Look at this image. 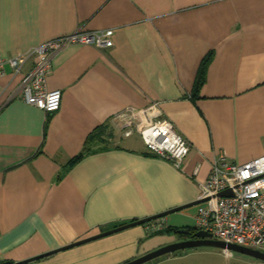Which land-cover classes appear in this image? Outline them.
I'll return each instance as SVG.
<instances>
[{"label": "crops", "instance_id": "crops-1", "mask_svg": "<svg viewBox=\"0 0 264 264\" xmlns=\"http://www.w3.org/2000/svg\"><path fill=\"white\" fill-rule=\"evenodd\" d=\"M109 28L112 47L71 45L53 57L47 86L63 92L55 113L23 99L33 58L17 74L6 64L0 264H124L183 240L182 229L197 227L199 204L64 248L197 201L220 154L237 163L264 154V0H0L4 58L79 29ZM153 103L192 143L181 168L122 134L116 115ZM101 129L97 150L65 172ZM171 226L179 233H158ZM246 256L195 247L147 264H264Z\"/></svg>", "mask_w": 264, "mask_h": 264}, {"label": "built area", "instance_id": "built-area-1", "mask_svg": "<svg viewBox=\"0 0 264 264\" xmlns=\"http://www.w3.org/2000/svg\"><path fill=\"white\" fill-rule=\"evenodd\" d=\"M113 35L111 28L79 29L45 41L29 53L10 58L0 55V77L5 75L6 64L17 74L33 58V66L23 84V99L45 112L55 113L63 100L62 90L47 86L55 54L71 45L110 48L114 45ZM116 119L124 137L137 134L148 152L171 161L177 168L182 167L192 143L163 116L158 103L143 109L129 108L116 115ZM199 189V199L205 201L198 207V229L210 232L215 239L264 251V154L245 163L218 155ZM229 189L231 194H221Z\"/></svg>", "mask_w": 264, "mask_h": 264}, {"label": "water", "instance_id": "water-1", "mask_svg": "<svg viewBox=\"0 0 264 264\" xmlns=\"http://www.w3.org/2000/svg\"><path fill=\"white\" fill-rule=\"evenodd\" d=\"M221 194L222 195L231 194V190L230 189L226 190V191L222 192ZM203 201H205V199H198L197 201L189 203V204L182 206V207H177V208L170 209L168 211H165V212H162V213H159L156 215H152L150 217H146L143 219H137L135 221L125 223L123 225H120V226L114 227L112 229L103 231V232L98 233L96 235H93V236L87 237L85 239H81L79 241H76V242H74V243H72V244H70L64 248H69V247H72L75 245H79V244L100 238L102 236L112 234L114 232H118L120 230L129 228V227H132L135 225L150 222V221L155 220L157 218L163 217V216H165L171 212H175L177 210H181V209L189 207V206L200 204ZM181 232L182 233H188L189 230L188 229H182ZM201 246H213V247H218V248L230 251V252L235 251V252L246 254V255H249V256H252L254 258H257V259L264 261V251H260L257 249H252V248L241 246L238 244L229 243L226 241L215 239V238H213V236L210 232L202 230V229H198L188 239H183L180 241H176V242L164 245V246L157 248L153 251L145 253L144 255H141V256H139V257H137L131 261H128L124 264H146V263H148V262H150V261H152L158 257L166 255V254L175 253V252L180 251V250H184V249H188V248L201 247ZM46 254H50V253H46ZM46 254L40 255L39 257H36V258H40L42 256H45ZM25 262H27V261H25ZM2 264H21V263H9L8 262V263H2Z\"/></svg>", "mask_w": 264, "mask_h": 264}, {"label": "trees", "instance_id": "trees-1", "mask_svg": "<svg viewBox=\"0 0 264 264\" xmlns=\"http://www.w3.org/2000/svg\"><path fill=\"white\" fill-rule=\"evenodd\" d=\"M213 57V53H209L207 54L202 63L201 66L199 68L198 71V75L196 78V82H195V86H194V91L193 93L197 94L198 91L201 89V87L203 86V84L205 83L206 80V71H207V67L209 65V63L211 62V59ZM97 131V132H96ZM93 133H91L86 141H85V145L83 150L77 154L76 156H74L64 167L65 172L68 171L71 167H73L75 164H77L83 157H85L88 154H91L92 152H95V150H97L94 146L97 145V143H101L103 142L105 139L102 138V129L101 130H96ZM105 147H102V149H104ZM147 155H155L153 153H150L147 151L146 153ZM121 224V223H120ZM189 230L188 233H184V234H180V236L182 237V239H188L190 238V236L195 233L198 228L197 227H190L187 228ZM179 233V228L178 227H167L165 229H162L160 231H158V233Z\"/></svg>", "mask_w": 264, "mask_h": 264}, {"label": "rangeland", "instance_id": "rangeland-1", "mask_svg": "<svg viewBox=\"0 0 264 264\" xmlns=\"http://www.w3.org/2000/svg\"><path fill=\"white\" fill-rule=\"evenodd\" d=\"M139 136L137 134H135L132 138H131V141H129L131 144H134L136 146H139L141 145V140L138 138ZM202 249H209L211 250L212 252H223L224 254L226 253L224 249H221V248H218V247H213V246H201ZM231 253H233V255H241L243 257H248V256H244L238 252H235V251H231ZM152 262V261H150ZM148 262V263H150ZM147 264V263H146Z\"/></svg>", "mask_w": 264, "mask_h": 264}]
</instances>
